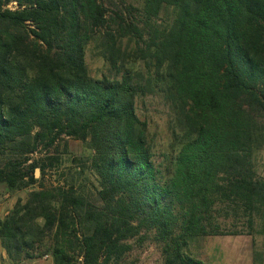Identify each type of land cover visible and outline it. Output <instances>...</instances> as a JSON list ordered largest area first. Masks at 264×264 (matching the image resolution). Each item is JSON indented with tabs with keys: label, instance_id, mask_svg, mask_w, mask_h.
I'll return each mask as SVG.
<instances>
[{
	"label": "trees",
	"instance_id": "trees-1",
	"mask_svg": "<svg viewBox=\"0 0 264 264\" xmlns=\"http://www.w3.org/2000/svg\"><path fill=\"white\" fill-rule=\"evenodd\" d=\"M64 137L95 196L51 179ZM262 152L264 0H0V185L33 188L0 220L11 264H207L198 239L264 237Z\"/></svg>",
	"mask_w": 264,
	"mask_h": 264
},
{
	"label": "rangeland",
	"instance_id": "rangeland-1",
	"mask_svg": "<svg viewBox=\"0 0 264 264\" xmlns=\"http://www.w3.org/2000/svg\"><path fill=\"white\" fill-rule=\"evenodd\" d=\"M10 7L14 8L16 5L11 4ZM87 62L93 76H101L102 72L106 70L103 61L93 58L90 52L88 53ZM151 105L148 104V113L139 111L141 117L144 118L145 115H148L151 121L153 118L155 122L162 125L161 116L153 113L154 110L159 109L155 105ZM56 147L62 157V163L50 172L51 179L62 184L74 183L79 191L95 196L98 182L89 168L90 164L86 162L91 154L86 144L73 138L64 137L57 143ZM258 165L260 172L264 175V152L258 155ZM39 176L40 174L37 177ZM31 190L33 188L17 192L19 194L18 198L26 199ZM189 252L207 264H264V237L255 235L253 237L201 238L191 243ZM0 264H4L1 255ZM9 264H11L10 261ZM25 264H52V260L46 257ZM138 264H162V260L154 246L150 245L143 251Z\"/></svg>",
	"mask_w": 264,
	"mask_h": 264
},
{
	"label": "crops",
	"instance_id": "crops-1",
	"mask_svg": "<svg viewBox=\"0 0 264 264\" xmlns=\"http://www.w3.org/2000/svg\"><path fill=\"white\" fill-rule=\"evenodd\" d=\"M19 194L17 192H13L7 188L6 185H0V220L7 216L15 206ZM0 255L2 259V263L9 264V259L4 249L0 244Z\"/></svg>",
	"mask_w": 264,
	"mask_h": 264
},
{
	"label": "water",
	"instance_id": "water-1",
	"mask_svg": "<svg viewBox=\"0 0 264 264\" xmlns=\"http://www.w3.org/2000/svg\"><path fill=\"white\" fill-rule=\"evenodd\" d=\"M40 174V170H36V176Z\"/></svg>",
	"mask_w": 264,
	"mask_h": 264
}]
</instances>
